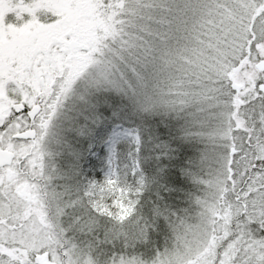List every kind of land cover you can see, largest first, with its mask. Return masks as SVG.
I'll return each mask as SVG.
<instances>
[{
	"label": "snow or ice",
	"instance_id": "obj_1",
	"mask_svg": "<svg viewBox=\"0 0 264 264\" xmlns=\"http://www.w3.org/2000/svg\"><path fill=\"white\" fill-rule=\"evenodd\" d=\"M0 264H264V0H0Z\"/></svg>",
	"mask_w": 264,
	"mask_h": 264
}]
</instances>
